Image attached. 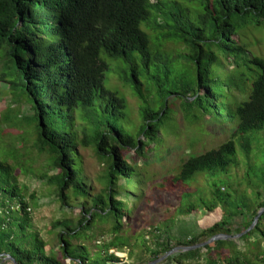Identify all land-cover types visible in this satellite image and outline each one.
Here are the masks:
<instances>
[{"label": "trees", "instance_id": "trees-1", "mask_svg": "<svg viewBox=\"0 0 264 264\" xmlns=\"http://www.w3.org/2000/svg\"><path fill=\"white\" fill-rule=\"evenodd\" d=\"M164 1L0 0V50L6 53L0 80L9 81L10 88L19 91L31 103L30 120L41 149L54 158L55 174L48 179L62 208L70 207V199L81 201L77 227L71 229L64 222L66 232L59 235L62 255L71 264H92L87 263V257L71 254L74 245L70 240L86 235L97 221H102L112 225L111 233L116 237L101 246L93 264H129L116 255L127 247L124 238L118 236L125 217V203L119 198L127 186L142 183L143 179L137 161L129 158L128 153L133 151L140 161L146 159V150L152 144L161 142L162 128L170 111L167 99L171 94L176 95L167 94L156 77L148 83L141 79V67L150 70L151 64L161 57L159 48H154L155 54L151 53L152 39L141 28L143 23L153 19L149 23L163 31L168 42L178 43L191 51L196 65L194 83L181 78L175 83L177 89L185 91L191 107L212 92L207 78L210 68L219 61L216 48H222L227 57L233 58L230 59L232 74L241 68L236 56L248 61L249 72L257 71L250 89L249 86L239 89L244 95L248 93V100L243 101L244 97L233 99L240 103L234 138L204 154L190 156L172 178L174 184L182 186L189 185L197 177L211 176L210 197H198L196 205L190 204L185 212L190 214L198 208L209 212L220 209V221L192 231L182 239L174 237L171 227L166 225L164 230L149 227V239L154 235L153 243L149 247V239L143 235L142 243L148 257L142 264L158 261L177 247H193L220 234L243 235L238 240H219L195 250L175 253L163 264H264V214L255 228L244 234L264 208L260 186L255 185V194L248 196L217 183L220 175L228 174L238 165L237 143L249 155L253 145L247 134L264 129V58L249 56L242 46L238 47L236 35L238 26L251 20L264 24V0H191L202 7L194 22L190 20L193 12L190 0L173 3L170 12L163 11ZM102 53L123 63L127 84L142 103V125L136 135L126 123V98L118 89L106 87L110 69L102 61ZM145 84L156 92L154 97L164 100L159 110L148 104L152 98L145 96ZM99 100L98 109H94ZM175 102L173 100L172 104ZM75 113H79L84 122L82 146L92 147L106 167L101 181L103 189L97 195L91 193L82 174L80 143L73 131ZM251 200L259 202L257 209L249 206ZM254 236L257 240L253 253L249 241ZM46 247L45 240L34 229L31 208L22 197L18 174L0 159V264H13L3 261L4 254L18 264H66L57 256L47 254ZM225 250L229 251V256H223Z\"/></svg>", "mask_w": 264, "mask_h": 264}, {"label": "rangeland", "instance_id": "rangeland-1", "mask_svg": "<svg viewBox=\"0 0 264 264\" xmlns=\"http://www.w3.org/2000/svg\"><path fill=\"white\" fill-rule=\"evenodd\" d=\"M158 1L151 0L153 3ZM175 2L182 4L181 0L164 1L161 5L163 11L170 12ZM191 2L193 6L189 7L193 8V12L190 20L194 22L202 7L196 1ZM162 19L160 21L163 23ZM151 21L153 19L143 23L141 28L152 39L151 53L155 54L154 48L157 50L159 48L161 52L158 53L161 57L160 60L154 61L153 65L151 64L150 70L141 67V79L144 83H148L151 78L156 77L167 94L176 95L171 94L172 96L167 99L170 111L162 128L161 142L157 145L152 144L146 150V159L141 158L138 161L140 158L133 151L128 153L129 158L137 161V169L143 179L142 183L127 186L119 198L125 203V217L118 236L124 238L127 243L124 252H119V256L129 264H142L148 257L142 238L146 235L149 239V227H160L164 230L166 225L171 227L174 237L182 239L192 231H200L220 221L222 217L220 209L209 212L198 208L190 214L185 212L190 204L196 205L198 197H210L211 176L197 177L189 185L182 186L174 184L172 178L190 156L204 154L234 138L233 134L238 126L236 111L240 103L233 99L239 100L244 97L243 101L248 100V93L244 95L239 89L245 86H249L250 89L257 71L253 69L250 74L248 61L236 56L237 64L241 65V68L236 69L232 74L233 65L230 59L233 58L227 57L222 48H216L219 61L210 68L207 78V84L212 92L209 97L203 96L201 103L191 107L186 101L185 91L175 87L176 80L180 78L184 82L194 83L196 65L191 51L178 43L168 42L164 38L165 35L163 36L164 32L154 24H150ZM236 35L239 37L238 47L242 46L249 56L264 58V24L251 20L247 24L239 25ZM5 59V51L0 50V75ZM101 59L110 69L106 87L118 89L126 98L128 105L126 123L136 135L142 125L140 118L142 103L135 96L131 85L127 84L125 66L106 53L101 54ZM143 90L148 99L152 98L148 104L154 110H159L164 100L154 97L156 92L152 88L149 89L146 84ZM173 100L176 101L174 104H172ZM97 102L94 109H98L101 100ZM30 107V101L19 91L11 89L9 81L0 80V159L10 164L18 174L22 197L31 208L34 229L47 244V254L57 256L66 264H71V261L62 255L59 235L65 231L64 222H67L71 229L77 227L81 218V201L70 199V207L64 209L56 199V191L49 185L50 179H48L55 174L52 168L54 158L49 152L41 149L35 126L30 120L32 116ZM74 116L73 131L80 143L78 151L82 174L91 193L97 195L103 189L101 181L106 167L97 158L92 147L82 146L81 126L84 122L79 113H75ZM118 122L121 123L122 120ZM140 139H143V136ZM247 139L253 145L250 154L246 155L237 143L238 165L228 174L220 175L217 183L225 189H237L240 194L248 196H253L255 185H259L260 192L264 194V129L248 133ZM121 184L123 185L124 181H121ZM127 193L132 195L129 196ZM258 203L251 200L249 206L257 209ZM90 206L91 204L88 205ZM60 221L63 223L57 227ZM111 227L110 223L97 221L91 232L77 240H70L74 245L70 250L71 254L76 257H87V263H95L101 246L110 243L116 237L111 233ZM153 237L154 235L148 240L149 247L153 243ZM256 240L257 237L254 236L249 241L250 250L254 249ZM225 251L223 256H229V251ZM252 252H256V249Z\"/></svg>", "mask_w": 264, "mask_h": 264}, {"label": "water", "instance_id": "water-1", "mask_svg": "<svg viewBox=\"0 0 264 264\" xmlns=\"http://www.w3.org/2000/svg\"><path fill=\"white\" fill-rule=\"evenodd\" d=\"M263 214H264V208L258 213V215L255 218L253 224L251 225V227L244 234L249 233L250 231H252L255 228V226L257 225V223L259 221V218ZM242 235L243 234L237 235L235 237H232V236H229V235L220 234V235L214 236L213 238L209 239L208 241H206V242H204L202 244H199V245H196V246H193V247H177L173 251L169 252L164 257H162L161 259H159L158 261L151 262L149 264H159V263L163 262L164 260H166L171 255L175 254V253H178V252H187V251H190V250H195V249H198V248H201V247H205V246H207L209 244H213V243H215V242H217L219 240H229V239L238 240ZM1 258H3L4 261H11L13 264H18L16 262V260L14 258H12L11 256H9V255L4 254V255L1 256Z\"/></svg>", "mask_w": 264, "mask_h": 264}, {"label": "built area", "instance_id": "built-area-1", "mask_svg": "<svg viewBox=\"0 0 264 264\" xmlns=\"http://www.w3.org/2000/svg\"><path fill=\"white\" fill-rule=\"evenodd\" d=\"M114 251L112 250L111 253H113ZM116 255L119 256V252H116ZM120 257V256H119ZM122 258V257H120ZM123 259V258H122Z\"/></svg>", "mask_w": 264, "mask_h": 264}]
</instances>
